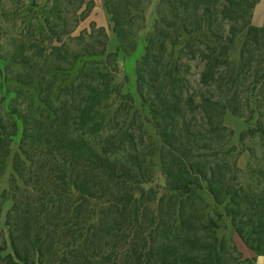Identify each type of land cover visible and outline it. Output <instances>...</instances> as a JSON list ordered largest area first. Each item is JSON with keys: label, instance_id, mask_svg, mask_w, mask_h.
I'll list each match as a JSON object with an SVG mask.
<instances>
[{"label": "trees", "instance_id": "obj_1", "mask_svg": "<svg viewBox=\"0 0 264 264\" xmlns=\"http://www.w3.org/2000/svg\"><path fill=\"white\" fill-rule=\"evenodd\" d=\"M257 1H160L163 13L155 17L136 67L137 91L149 108L148 114L134 105L130 93L113 84L110 72L94 71L97 61L91 57L114 55L108 52L106 40L100 41L99 49L89 46L83 54H73L66 71L80 56L89 58L70 85H64L68 76L62 81L64 87L59 85L54 91L45 85L44 74L33 78L39 81L43 105L27 94L29 102L22 109L11 107L6 123L0 118V153L7 142L4 156L8 142L21 127L14 156L16 174L0 197V264H193L197 253L194 256L188 251L187 261H180L179 255L171 260L155 254L150 226L157 223L166 197L178 200L174 214L181 215L184 202L202 199V192L223 206L250 248L264 253L258 238L264 233L257 235L264 229V196L255 199L242 188L220 182L208 169L199 171L193 163L196 171L191 172L183 156L199 162L194 156L198 146L171 147L167 143V137L179 131L187 111L200 113L210 131H219L225 128L221 118L228 108L243 115L235 102L243 104L244 116L249 119L264 106V25L256 26L251 20ZM97 30L106 35L104 27ZM119 30L116 18L120 50L126 51V38ZM153 33L159 37L160 47L169 49L165 61L157 59V71L163 73L158 72L155 78L145 72L156 56ZM135 47L127 55L135 53ZM237 48L239 58L233 59ZM53 49L60 48L53 45ZM184 57L202 63L199 91L186 99L179 67ZM60 66L55 69H62ZM17 80L32 82L21 77ZM159 81V90L152 95L150 88ZM242 87L243 93L239 91ZM52 93H56L57 103L51 100ZM61 96L66 100L61 101ZM114 103L116 112H112ZM137 117L140 134L150 125L159 137L160 153L167 148L168 163H153V155L149 161L147 156L139 159ZM254 128L264 140L262 120L249 131ZM149 163L161 166L164 183L153 184V170L143 169ZM260 170L264 177V167ZM5 198L12 201L5 217L6 229L1 225ZM215 238V243L205 247L210 251L203 264H217L220 259Z\"/></svg>", "mask_w": 264, "mask_h": 264}, {"label": "rangeland", "instance_id": "obj_2", "mask_svg": "<svg viewBox=\"0 0 264 264\" xmlns=\"http://www.w3.org/2000/svg\"><path fill=\"white\" fill-rule=\"evenodd\" d=\"M160 1L100 0V3H97L95 0H0V118L6 123L9 120L11 107L22 109L24 103L29 102L27 94L36 104L43 105L40 101L39 81L33 79L39 74L46 76L45 85L54 91L59 85L61 88L64 87L62 81L68 76L64 85H70L78 75L83 61L89 58L87 55L80 56L72 69L66 71L64 68L71 67L73 54L77 52L83 54L81 51L89 46L99 49L100 41L103 40L107 41L108 52L114 55L91 57L97 61L94 71L101 69L110 72L114 78L113 84L120 85L124 93H130L134 105L144 112L143 114H148L149 108L143 105L137 91L136 67L137 61L145 52L146 35L152 33L155 17L163 13L161 11L164 9ZM98 5L102 9L101 14L106 11V16L109 18L107 26H102L95 20L100 16L97 12ZM86 13H89L87 17ZM116 18L119 21L120 34L126 38L123 43L126 51L120 50V39L110 38L112 34L117 35ZM98 26L104 27L106 35L99 33ZM153 36L156 39V56L145 68V72L148 77L155 78L158 72L163 73L157 71L159 69L157 59L160 62L163 59L165 61L169 49L160 47L159 37L156 34ZM53 45L60 49H53ZM135 45L138 48L135 53L127 55L133 52L132 48ZM232 58H239V48L233 51ZM59 64L63 68L56 70L55 67ZM179 64L182 79L180 85L184 88V99H186L190 94L199 91L198 79L202 63L196 58L189 60L184 57ZM53 73L55 75H52ZM18 77L33 80L23 84L22 81L17 80ZM159 83L160 81L152 84L155 85L150 88L153 90L152 95L159 90ZM239 91L243 93L244 87ZM51 95V100L57 103L56 93ZM60 100L66 98L61 96ZM233 100V93H230V101ZM235 104L234 107L239 111L241 109L243 115H238L228 108L221 118L225 128L219 131H210V124L200 113L187 111L184 121L180 120L179 131L175 135L168 136L167 143L171 147L172 145L186 148L188 145L198 146L194 156L199 162H191L190 157L183 156L191 172H195L196 168H192L190 163L196 164L199 171L208 169L209 174L214 173L215 178L220 182L242 188L255 199L263 198L264 177L260 169L264 167V140L256 128L251 132L249 130L257 120H262L264 124V106L257 108L254 118L249 119L244 116L246 112L241 106L243 104L236 102ZM116 107L114 103L112 112H116ZM119 119L122 120V117ZM139 121L141 120L137 117L134 124L135 134L139 133L137 136L139 159L144 160L143 157L147 156L149 161L150 155H153V163L159 160L168 163L170 157L167 148L160 153L159 137L155 135L150 125L148 130L142 129L140 134L137 129ZM20 135L21 127L18 134L13 136L12 142H8V154L5 156L4 149L7 147V142L2 146L0 197L9 187L12 176L16 174L14 156L18 150ZM140 152L143 154L141 155ZM160 168L159 164L151 165V163L143 166L147 172L153 170L154 185L166 181ZM160 191L167 193L165 189ZM169 198H165L160 213H157L160 214L157 223H152L153 225L150 226L151 237L156 246L155 254L158 252L161 256L167 255V259L171 260L174 259L173 255H179V260L185 261L188 259L189 251L194 256L197 253L196 259L192 260L193 264H203L204 259L207 258V251H210L205 247L215 243L217 236L220 255L217 264H264V253L256 252L245 243L232 226L231 218L223 206L217 205L212 195L202 192V199L196 202L191 199L185 201L181 215L174 214L176 208H179L178 200ZM11 203L10 199L5 198L1 219L4 229H6L5 217ZM262 233L264 229L257 235ZM258 238L262 240L261 245L264 247V234ZM139 243L138 241V245Z\"/></svg>", "mask_w": 264, "mask_h": 264}, {"label": "crops", "instance_id": "obj_3", "mask_svg": "<svg viewBox=\"0 0 264 264\" xmlns=\"http://www.w3.org/2000/svg\"><path fill=\"white\" fill-rule=\"evenodd\" d=\"M97 3H100V0H95ZM97 12H102L101 7L98 5ZM95 10V9H94ZM95 12V11H94ZM95 20L98 22V24L102 26H107L109 24V18L106 16V11L104 14L100 13L99 17H96ZM252 23L256 26H263L264 25V0H258L256 4L254 5V8L252 10V16H251ZM111 39H118L117 35L114 34L110 35Z\"/></svg>", "mask_w": 264, "mask_h": 264}]
</instances>
